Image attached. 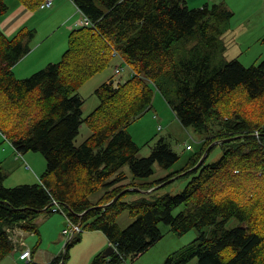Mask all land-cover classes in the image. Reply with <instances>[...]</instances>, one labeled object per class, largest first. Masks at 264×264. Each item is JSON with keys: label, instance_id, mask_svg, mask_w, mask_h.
<instances>
[{"label": "trees", "instance_id": "trees-1", "mask_svg": "<svg viewBox=\"0 0 264 264\" xmlns=\"http://www.w3.org/2000/svg\"><path fill=\"white\" fill-rule=\"evenodd\" d=\"M18 1L29 9L43 2ZM72 1L91 24L72 29L60 59L27 77H15L12 67L31 50L35 30L24 26L9 37L0 28V132L18 153L38 151L46 160L30 184L4 187L0 169V260L17 246L15 228L36 234L38 246L32 219L52 213L55 200L82 230L46 264H66L81 234L93 230L115 250L95 254L88 264H122L160 241L161 223L175 235L197 232L191 246L166 256L165 264L192 257L194 264H264V59L244 66L216 57L233 11L222 2ZM7 11L0 0V20ZM192 35L198 41L189 44ZM114 57L126 63L128 76L117 87L112 77L100 85L99 104L82 117L78 89ZM155 90L180 123L202 137L182 168L147 181L155 163L169 169L179 160L163 138L149 155L137 156L140 147L127 130L150 109ZM83 122L90 133L75 145ZM214 141L221 156L211 163L204 157L195 167ZM183 172L190 179L178 193L157 195ZM123 211L134 217L125 228L116 220ZM232 219L237 224L228 228Z\"/></svg>", "mask_w": 264, "mask_h": 264}, {"label": "rangeland", "instance_id": "rangeland-1", "mask_svg": "<svg viewBox=\"0 0 264 264\" xmlns=\"http://www.w3.org/2000/svg\"><path fill=\"white\" fill-rule=\"evenodd\" d=\"M192 1H199V0H191L190 3L188 2L187 5L189 7H200L198 5L192 4ZM7 2H10L7 4L9 5V8H12L17 1L7 0ZM220 2H223V5L228 7L231 11H233L232 7L239 9L238 12H233V16L228 21L225 27L226 29L225 39H227L230 42H233V47H234L233 51L231 48L229 49L224 48V51L220 50L219 46L222 47L226 45L225 39H223L222 36L219 37L220 38L219 45L217 44L218 50L216 52V57L223 56L225 59L229 60L232 58H236V56L238 55L237 52L243 50L247 46V44L251 43L253 41V35L258 34L259 33L258 31H260L259 27L256 26L254 30L251 29L249 31L250 35L248 32H245V29L249 27V25L251 26L249 21L243 22L244 19L247 18L246 16L249 14V12L251 13L252 11L253 23L254 22L258 23V20L260 22H263L264 13L262 15L261 12L258 11V3L256 0H250L249 4H247L245 7L242 8H239L241 2L239 0H227V1L208 0L206 4L220 3ZM229 5H231L232 7H230ZM48 9H50V7L42 9V7H40L39 5L35 6L34 9H31L36 13V16L28 20L24 25L28 29H33L34 27H37V31L34 29L35 35L30 43L31 46H33L35 42H39L42 39V37L46 33H48L45 31H47L49 27V23L47 20L44 19L45 18L44 16H46L47 13L49 12ZM76 9L77 8H75V10H73V12L70 14L71 16L69 15L70 17L67 20H65V22L68 21V25L70 26L71 30L74 29L73 28L74 26L76 25L78 26L83 18V15ZM244 9H248L249 12L245 14ZM65 10L66 8H62L58 11L59 13L58 15L55 13L52 14V17L54 18L55 21L54 23H56L54 24V26L57 25L60 16L64 15ZM63 24L64 23L61 22L59 27L55 28V30H53V32L42 41L43 45L48 43L50 40H52V38H56L57 34L59 35V32L61 31L60 28L63 26ZM226 36L229 37L230 39L226 38ZM195 41H198V39L195 35H192L188 43L191 44ZM54 44L55 45L52 47H48V48L45 47L44 51H40L41 49H38L37 51L32 53L28 58H26L25 56L30 52H32L33 50L32 47L31 50L22 57L23 59L21 58L22 60L20 59L21 61L20 60H19L20 62L18 61L19 64L17 65V69L19 68L20 70L24 68V66L27 65V62L30 59L36 57L37 55H41V56L33 60L31 65H33L34 67V65L40 61V65L38 64L37 66L36 64V67L39 68L44 67L48 63L47 62L48 59L54 57L55 51L57 54V50H59V47L63 45V42L61 41V39H58L57 37V39L54 40ZM64 46L67 47V38H66V42H64ZM64 50H62L59 58H56L57 60L53 62H57L60 59ZM262 59L264 58H260L255 63L256 64L259 63ZM118 65H120L123 68L121 74L125 81L126 77L128 76L129 68L126 65V63L123 62L119 57H114L107 68H105L103 71L98 72L97 74L86 80L82 84V86L78 89L77 93L83 100L82 117H85L87 114H89L99 104V98L96 94V90L100 85H102L104 82H107L112 77L113 70ZM127 130L132 136L133 140L140 147V150L137 154V156L139 157H145L149 155L151 149L154 147L155 143L160 138H163L169 144L171 149L179 155V160L175 164H173L169 169H164L161 166H159L157 163H155L153 166L154 173L148 179H146L147 181H152L154 179L162 178L168 173H170V171L182 168L186 163L187 159L191 156V154L198 151L201 145L200 142L202 136L196 133L191 127H185L180 123V121L175 117L173 110L170 108V106L168 105V103L166 102V100L158 90H155L154 92L150 109L147 110L143 115H141L135 121H133L127 127ZM89 133L90 131L87 124L83 122L80 125L79 134L75 138L74 141L75 145L80 144L87 137ZM219 143L220 141H214L212 145L214 144L216 145H214L211 149H209L211 146L210 145L206 149V151L203 154L206 157L205 163L214 162L221 156L222 150L221 147L218 145ZM187 145H190V149L186 148ZM14 149L15 148H13L12 143L5 138L2 132H0V169L5 175V178L3 180V186L13 187L18 184H30L38 181L39 177L46 169V160L44 156L38 151H27L20 153L18 155V152ZM123 169L128 176H131V173L127 165H125ZM176 176L177 177H175L173 181H169L168 183H166V185L160 188L157 192V195H163V194L174 195L178 193L185 186L187 181L190 179L188 175L178 174ZM99 195L100 193L92 195L91 199L95 200ZM136 197L137 195L134 194L127 196L125 199L130 201L135 199ZM178 210H179L178 208L175 209L173 213L176 214ZM44 217H47V215L44 212H40L37 213V216L32 219V223L33 222L35 223L37 229L39 228L41 223L44 220H46L44 219ZM55 217H58V215L55 214ZM116 220L121 228H125L134 220V217H131L127 211H123L121 214H119ZM228 223H229L228 228H232L236 226L237 220L232 219ZM49 224L52 225V233L49 235L48 238L44 239V242L48 241V239L54 238L55 233L58 235V230L55 221L54 220L49 221ZM62 224L63 227L61 229L67 226L66 220H65V224L63 222ZM159 227L164 234L163 237L160 239L161 240L160 242L162 243H160L161 245L159 246H163L164 244H166L170 247L169 249L174 248L175 250H177L178 252L176 254H173V256L177 255L178 253H182L187 248H189V246H191V244L193 243V241L197 236V232L194 229H191L182 235H175L169 231V225L161 223ZM59 234L62 239L61 249L59 250L60 253L61 251H63L67 237H65L62 234V230L59 231ZM26 235H27L26 236L27 239L33 238L32 235H35L36 236L35 239L37 242L38 236L36 234L30 232V233H26ZM14 238L16 237L14 236ZM39 242L41 243V237ZM57 242H58L57 239L51 242V246L55 245ZM86 242L87 240L84 239L82 242L79 241L70 248L67 264L79 263L85 252ZM28 248L31 250L30 247ZM14 253H16V251L10 254L13 256ZM193 259L196 262V258L192 257L184 264H192L191 261H193ZM128 260H130V257L128 258Z\"/></svg>", "mask_w": 264, "mask_h": 264}, {"label": "crops", "instance_id": "crops-1", "mask_svg": "<svg viewBox=\"0 0 264 264\" xmlns=\"http://www.w3.org/2000/svg\"><path fill=\"white\" fill-rule=\"evenodd\" d=\"M16 1H17L16 4L12 8H9V5L7 4L8 11L0 20V28L3 31V33L7 36L14 35L15 32L19 28L24 27V25L26 24V22L28 20H30L36 16V13L33 10L25 7L18 0H16ZM239 1H241L239 8H242V7H245L247 4H249L250 0H239ZM256 1L258 3V11L261 12V14L263 15V13H264V0H256ZM188 2L190 3L191 0H187V4H188ZM207 2H208V0H199V1H192V4L202 6V5L206 4ZM6 3H10V2H7V0H6ZM229 6L232 7L231 5H229ZM62 8H66L65 13H64V15L60 16V19L57 22V25L54 26V24H56V23H54L55 21H54V18L52 17V14L55 13L58 15L59 14L58 11ZM75 8H76V6L72 0H53L52 6L50 7V9H48L49 12L47 13L46 16H44L45 17L44 19L47 20L49 23V27H48L47 31H45L48 33H46L39 42L34 43V45L32 46L33 47L32 52L27 54L25 57L28 58L32 53H34L38 49H41L40 51H44L45 47L48 48V47L54 46L55 45L54 40H56L58 37V39H61V41L63 42V45H61V47H59V50H57V54L55 51L54 57L53 58L51 57L50 59H48L47 62L50 63V62L57 60L56 58H59L62 50H64V48L66 47V46H64V42H66V38L68 37V35H66V34H69V32L71 31V28L68 25V21L65 22V20H67L71 16L70 14L73 12V10H75ZM232 8H233V12L239 11V9H237L235 7H232ZM42 9H44V8H42ZM244 11H245V14L249 12L248 9H244ZM246 17L247 18L244 19V21L243 20L242 21L243 22L249 21L251 26H253V27H251L249 25V27H247L245 29V32L249 33V31L251 29L254 30L256 28V26H258L259 30H260V31H258L259 32L258 34L253 35V41L251 43L247 44V46L243 50L237 52L238 55L236 56V58L244 66H249V64L251 65V64L255 63L260 58H264V44L261 42V38L264 36V20H263V22H260L258 20V23H256V22L253 23L252 11H251V13L249 12V14ZM61 22L64 24L60 28L61 31L59 32V35L57 34L56 38H52V40H50L48 43L43 45L42 41L47 36H49L53 32V30H55V28L59 27ZM70 25H72V24H70ZM75 27L76 26H74L73 28H75ZM33 29H35L37 31V27H34ZM225 34H226V32L222 35L223 39H225ZM249 35H250V33H249ZM226 38L230 39L227 36H226ZM225 42H226V45H224V48H227V49L231 48L233 51V49H234L233 42H230L227 39H225ZM43 47H44V49H43ZM40 56L41 55H37L33 59H30L27 62V65L24 66V68H22L20 70H19V68L17 69V65L19 64V62L23 58L19 62H17L12 68V71H13L15 77H17V78L27 77L31 73L40 69L39 67H36V64H37V66H38V64L40 65V61L38 63H36L34 65V67H33V65H31L33 60L39 58ZM19 154L20 153H18V155ZM15 158H16V155H15ZM166 183H168V182H166ZM55 214H57L58 217H55ZM46 215H47V217H44V219H46V220H44L38 228V234L41 237V243L39 242L38 246L33 247L35 242H36V239H35L36 236L32 235L33 238L27 239L26 233H30V232H26V231L20 230L18 228H15L12 231L14 233L12 235V238L14 240V236H15L18 241H20V239H21L20 242H22L23 245L18 242V245L13 250V252L16 251V253H14L13 256L10 254L7 257H5L3 260L0 261V264H46L47 262L51 261L52 258L59 253V250L61 249V245H62V239L60 237L59 231L62 230L61 229L63 227L62 222L65 224V218L62 214H60L58 212H52V213H49ZM52 220L55 221V224H56V227L58 230V235L55 233L54 238L48 239V241L44 242V239L48 238L49 235L52 233V225L49 224V221H52ZM56 239L58 240V242L55 245L51 246V242L55 241ZM84 239L87 240V242L85 243V252H84V254H83V256H82V258L78 264H88L90 262L91 258L95 254L103 251L110 244L108 242L107 238H105V236L103 235V233L100 231H97V230L83 232L81 234L80 241L82 242ZM160 241L155 243L154 245H152L149 249H147L142 254L136 256L135 258H133V259L130 258V260H128V258H126L122 264H165L164 259L166 258V256H168L169 254H171V252H174L176 250L174 248L169 249L170 247L166 244H164L163 246H159V245H161L160 243H162ZM26 247L31 248V259L27 260V261L26 260L23 261V260H20L18 258V253L21 250L25 249ZM17 251H18V253H17ZM191 263L194 264L195 260L193 259V261H191Z\"/></svg>", "mask_w": 264, "mask_h": 264}, {"label": "built area", "instance_id": "built-area-1", "mask_svg": "<svg viewBox=\"0 0 264 264\" xmlns=\"http://www.w3.org/2000/svg\"><path fill=\"white\" fill-rule=\"evenodd\" d=\"M51 0H46L45 2H42L40 7L42 8H48V6L50 5ZM77 10L81 13V11L77 8ZM82 14V13H81ZM82 20L80 21L79 25H90L91 22L90 20L84 15ZM114 55H116V53H113ZM122 67L120 65L116 66L113 70V75H112V80H114L115 86L117 87L119 83L124 82V79L122 77ZM187 149H190V145L186 146ZM51 211L52 212H58L60 214H62L66 220V227L62 229V234L67 237L66 241L72 239L75 237L76 234H78L79 232H81L82 228L80 227V224L76 223L74 220H72L64 211V209L55 201L53 200V206L51 207ZM14 234V233H13ZM14 241L19 242L22 244L21 239L20 241H18L16 238H14ZM115 250V248H114ZM18 258L20 260H30L31 259V250L26 247L25 249L21 250L18 253ZM125 261V260H124Z\"/></svg>", "mask_w": 264, "mask_h": 264}, {"label": "water", "instance_id": "water-1", "mask_svg": "<svg viewBox=\"0 0 264 264\" xmlns=\"http://www.w3.org/2000/svg\"><path fill=\"white\" fill-rule=\"evenodd\" d=\"M204 155L202 156V158L200 159V161L198 162V164L195 166V167H197L203 160H204ZM185 172H183V173H181L182 175L184 174ZM175 177H177V176H174V177H171L170 179H168L166 182H169V181H172ZM166 182H164V183H166ZM164 183H162V184H160V185H158V186H161V185H163ZM158 186H156V187H158ZM153 189H155V187H153L152 189H149V190H147V191H145V193H149V192H151ZM116 198H117V196H116ZM114 251V246L112 245V244H109L103 251H102V256H104V257H108L112 252Z\"/></svg>", "mask_w": 264, "mask_h": 264}, {"label": "bare ground", "instance_id": "bare-ground-1", "mask_svg": "<svg viewBox=\"0 0 264 264\" xmlns=\"http://www.w3.org/2000/svg\"><path fill=\"white\" fill-rule=\"evenodd\" d=\"M46 0H43V2H45ZM52 3H53V0H51V2H50V5L48 6V7H51L52 6ZM112 80V79H111ZM112 82H113V84L115 85V83H114V80H112ZM26 232H29V231H26Z\"/></svg>", "mask_w": 264, "mask_h": 264}]
</instances>
